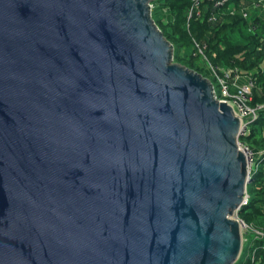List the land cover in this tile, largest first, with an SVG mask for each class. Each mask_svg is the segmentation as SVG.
<instances>
[{
    "label": "water",
    "instance_id": "95a60500",
    "mask_svg": "<svg viewBox=\"0 0 264 264\" xmlns=\"http://www.w3.org/2000/svg\"><path fill=\"white\" fill-rule=\"evenodd\" d=\"M153 2L0 0V264L240 258L241 121Z\"/></svg>",
    "mask_w": 264,
    "mask_h": 264
},
{
    "label": "trees",
    "instance_id": "16d2710c",
    "mask_svg": "<svg viewBox=\"0 0 264 264\" xmlns=\"http://www.w3.org/2000/svg\"><path fill=\"white\" fill-rule=\"evenodd\" d=\"M159 1L170 11L172 20L163 29L160 28L154 18L156 24L165 38L175 49H178V52H182V50L190 51L186 56L181 54L178 60H181L191 70L208 75V72L202 66V59L192 56L195 50V42L201 46H206L204 54L212 64L224 68H237L240 72L249 73L248 75L255 79L252 105H264V76L257 72L259 71L258 68H262L264 62L260 33L250 32L249 23L236 13L228 15L220 13L217 21L211 22L210 16L216 14L217 11L212 7V4L206 1L201 2L199 6L200 16H197L195 11L191 18H189V13L194 5V0H156L153 4ZM240 1L229 0L224 8L229 3L238 5ZM238 33L240 39L233 40V37ZM214 82H216L215 79ZM259 114L258 120L251 124L248 136L243 138L242 141L255 149L264 151V137L261 134V132H264V109ZM260 164L264 168V155L260 159ZM253 181L264 185L263 169L252 176L251 182ZM261 192L259 199L249 197L248 204L240 209L238 216L247 224L264 231V186L261 188ZM247 245L249 251L251 245L249 242ZM245 249L244 246L236 264H251V257L248 261L243 259ZM253 251L256 252L259 260L264 261V240L256 241Z\"/></svg>",
    "mask_w": 264,
    "mask_h": 264
},
{
    "label": "built area",
    "instance_id": "2783aa9c",
    "mask_svg": "<svg viewBox=\"0 0 264 264\" xmlns=\"http://www.w3.org/2000/svg\"><path fill=\"white\" fill-rule=\"evenodd\" d=\"M203 1L212 4V7L217 11L216 14H212L210 16V21L215 22L218 18V12L223 11L225 5L229 0H194V5L189 13V18L193 16V12L195 11L197 12V16H200L199 6ZM250 13V10L242 9L239 14L243 19H250V31L256 33L261 29L262 25L255 19H252ZM233 14H235V12ZM261 42L264 53V36L261 38ZM205 49L206 46H201L199 43L195 42V50L193 52V55L194 57L206 60V64L212 73L211 76L216 80L219 87V96L214 89L216 99L220 102L227 103L228 105L234 107L238 114L241 124L237 135V147L238 150L243 152V154L245 155L248 170L247 179L251 183L252 176L258 172L259 165H261L260 159L262 155H258L255 149L248 143L242 141V139L248 136L251 124L258 120L260 115L259 113L262 109H264V105H252L253 90L255 88L256 82L251 75L246 76V80L243 83L239 84L238 81L241 77V72L239 71V69L215 66L205 56ZM247 192L248 191L246 189L242 207L248 204L249 196ZM235 218L238 220L241 226V232L246 228L252 229L256 234V240H264L263 230L258 229L251 224H247L245 221L240 220L238 216H236ZM246 241L247 240H245L243 237V242L245 243ZM252 264H264L263 261L257 258L256 252H254V255L252 257Z\"/></svg>",
    "mask_w": 264,
    "mask_h": 264
},
{
    "label": "rangeland",
    "instance_id": "374dc122",
    "mask_svg": "<svg viewBox=\"0 0 264 264\" xmlns=\"http://www.w3.org/2000/svg\"><path fill=\"white\" fill-rule=\"evenodd\" d=\"M154 1H156V0H154ZM152 12H153L152 13V17H153V14H154L153 19L155 18V20L158 22V25H160V28H162V29L164 28V26H166L168 24V22H170L172 20L170 11H168V9L160 1L152 4ZM188 52L190 53V51H186V50H182V52H178V49H175L174 48V51H173V62L175 64H178L180 66H183V67H185L187 69H190L181 60H178V58L180 57L181 54L184 55V56H186V55H188L187 54ZM192 56L194 57V55H192ZM201 61H202V64H203L202 65L203 68L206 69V71L208 72V75H204V74H201V75L204 78L208 79L211 82V84L213 85V88L215 89L217 95L219 96V87H218V84H217V82H214V79L211 76L212 73H211V71L209 70V68H208V66L206 64V60H201ZM255 151L257 152L258 155H260V154L261 155H264V151H262V150L255 149ZM262 169L264 170V168L261 165H259L258 171H261ZM263 186L264 185H262V184L260 185V183H257L256 181H253V182L249 183L248 184V192H249L248 196L251 197V199H259L261 197V194H262L261 188H263ZM237 214H235L234 217L238 216ZM240 220H242V219L240 218ZM242 234H243L244 239L247 240L250 243V245H251L250 251H248V245L245 246L246 247V252L245 251L243 252L245 254V257H243V259H245L246 261H248L249 257H251V264H252V257H253L254 252H255V251L252 252L254 243L256 241H262V240H256L257 239L256 236H255L256 234H255V232L252 229H247L246 228V229H244L242 231ZM261 261H263V260H261Z\"/></svg>",
    "mask_w": 264,
    "mask_h": 264
},
{
    "label": "crops",
    "instance_id": "0c3cea01",
    "mask_svg": "<svg viewBox=\"0 0 264 264\" xmlns=\"http://www.w3.org/2000/svg\"><path fill=\"white\" fill-rule=\"evenodd\" d=\"M242 9L250 10L251 11V13H250L251 18L255 19L256 21H258L262 25L261 29L258 32H256V33H260V38H262L264 36V0H241L238 5L236 3H229L227 5V7L223 9L222 12H218L217 16H219L220 13L222 15L223 14L228 15V14H233L234 12L235 13L237 12L236 14L240 15L239 13ZM246 21L249 23L250 19L246 20ZM249 31H250V28H249ZM250 32H252V31H250ZM252 33H255V32H252ZM239 39H240L239 33L233 37V40H235V41H237ZM258 70L259 71H257V72H260L261 73L260 75L264 76V62L262 63V68H258ZM240 74H241V77L238 81L239 84L243 83L246 80V76L249 73L247 74L246 72L241 71ZM261 134L264 137V132H261ZM247 244H248V241H246L244 243V246H247Z\"/></svg>",
    "mask_w": 264,
    "mask_h": 264
}]
</instances>
